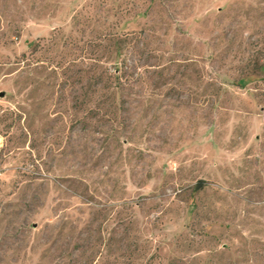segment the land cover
<instances>
[{
	"label": "rangeland",
	"instance_id": "374dc122",
	"mask_svg": "<svg viewBox=\"0 0 264 264\" xmlns=\"http://www.w3.org/2000/svg\"><path fill=\"white\" fill-rule=\"evenodd\" d=\"M0 264H264V0H0Z\"/></svg>",
	"mask_w": 264,
	"mask_h": 264
}]
</instances>
